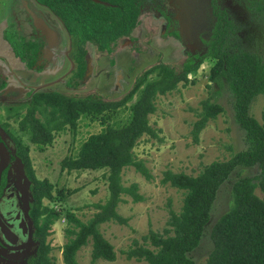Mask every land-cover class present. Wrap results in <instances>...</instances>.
<instances>
[{"label": "trees", "instance_id": "trees-1", "mask_svg": "<svg viewBox=\"0 0 264 264\" xmlns=\"http://www.w3.org/2000/svg\"><path fill=\"white\" fill-rule=\"evenodd\" d=\"M43 4L69 26L72 38L71 57L76 63L74 73L67 83L79 87L85 69L86 43L95 46L98 52H111V43L121 37L134 40L131 36L137 14L126 7L125 14L95 4L90 0H36ZM111 2V1H110ZM249 15L258 25V30L247 35L245 41L235 34L217 28L214 40L207 54L198 62L185 59L179 63H157L138 73L130 89L118 99H108L96 94L69 96L61 93L35 92L28 101L26 115L20 123V130L29 133V141L38 147L52 143L54 133L65 130L76 133L82 116L105 117L126 110L128 120L120 126L108 125L103 131L90 135L79 147L75 157H65L60 162L62 171H94L106 169L109 196L105 204L97 205L98 212L87 222L65 212L69 240L62 250L63 264H78L76 252L91 241L92 261L115 260L111 244L100 233V225L115 221L125 223L115 213L121 195H129L132 202L142 200L137 194V186L124 187L121 173L131 167L147 182L151 174L143 163L135 158L134 148L139 140L148 136L158 139V131L149 124L148 117L156 111L154 101L176 89L179 83L184 86L189 76L195 75L203 59L213 62L208 75L210 96L203 100L199 118L193 124V141L209 120H214L224 109L217 103L216 96L227 92L231 101L234 121L243 133L245 149L233 154L228 160L215 161L202 166L196 176L185 173L165 172L162 185L183 192L179 213L168 209L167 227L162 234L149 231L143 237L144 245L134 242L126 257L146 264H195L189 254L197 250L203 239L205 228L210 221L211 211L219 188L236 175L230 188L232 204L212 225L209 239L212 245L205 264H264V197L256 195L258 189L264 194V125L249 116L248 108L257 96L264 97V0H250ZM133 20V21H132ZM133 22L125 27V22ZM73 34H72V33ZM6 36L16 56L27 60L29 68L35 64L38 47L26 56L23 44L15 35ZM231 37V38H230ZM156 78L150 79L152 74ZM129 103V104H128ZM39 114L40 118H36ZM23 158L26 172L32 182L33 203L31 213L42 238L40 264H55L49 258V246L43 240L50 234L53 223L60 218L62 209L55 211L43 205V200L51 201L52 185L47 180H38L28 157V148L16 141ZM255 168L251 176H239L237 168ZM68 224H71L70 227Z\"/></svg>", "mask_w": 264, "mask_h": 264}, {"label": "rangeland", "instance_id": "rangeland-1", "mask_svg": "<svg viewBox=\"0 0 264 264\" xmlns=\"http://www.w3.org/2000/svg\"><path fill=\"white\" fill-rule=\"evenodd\" d=\"M0 4L3 8L0 22L4 21V14L5 21L11 24L17 13H27V3L24 0H14L13 3L12 0H0ZM153 32L152 29H147L144 26L135 32V36L139 38L137 45L148 54L139 56L140 54L135 52L140 51L135 48L133 49L135 54H131L132 57L129 59L127 51V53L125 51L118 52L123 45L129 44L123 39L124 37L116 41V49L113 46V49L118 53L111 57L107 54L101 56L103 53L96 54V62L103 60V63L95 68L88 80L86 79V86L80 89H84L81 94H96L111 100L118 99L130 89L135 76L144 69L161 62L172 65L174 62L179 63L180 51L171 39V34L167 35V41L147 42ZM16 33L24 35V33ZM131 44L132 48L134 44ZM131 48L130 50H132ZM64 50L66 51V47L63 48ZM108 58L112 61L115 60L114 67H109ZM212 64L213 62L209 59H203L195 75L189 76V81H193V83H188L185 86L179 83L175 90L163 96H157L154 101L156 111L149 115L148 120L151 127L158 131V139L144 136L134 148L135 158L143 163L151 174L152 180L147 182L133 168H124L121 173V184L124 187L136 185L137 194L142 197V200L132 202L129 195H121L122 201L116 205L115 213L125 220V223L109 221L100 225L99 228L102 236L111 244L115 260L112 262L100 259L92 261V243L89 241L87 245L82 246L76 252L75 259L78 264H146L135 259L129 260L125 253L134 246V242L151 249L147 243H144L143 237L147 236L149 231L162 234L166 228H169L166 224L169 217L168 209L179 213L182 206L183 192L168 184H161L164 173L168 171L182 172L196 176L202 166L215 161L228 160L233 154L245 149L243 133L234 121L231 101L226 91L222 95L216 96L217 103L224 109L223 113L214 120H209L198 134L197 143L193 141L192 129L193 124L199 119L197 114L201 111L200 103L213 92L212 88H208V85H211L208 82V75ZM102 66H104V71L97 79V70ZM127 70L132 72L128 73ZM120 74L123 78L122 84L114 89V84ZM156 77L157 75L154 73L150 79ZM54 87L60 91L65 90L60 85ZM6 106L9 109V115L15 116L12 121L15 123L11 124L10 131L19 136L15 126L26 113V104L10 102ZM248 114L260 125H264L263 96H257L251 102ZM35 117L40 118V115L35 114ZM128 118L129 114L126 110H119L114 114L107 113L102 118L82 116L78 121L76 133H72L67 128L54 133L52 143L43 148L31 144L29 133L21 131V145L28 148V156L35 178L47 180L52 185L53 200H43V205L53 208L55 211L60 209L64 211L60 218L53 223L50 234L46 238L49 246L48 256L55 264H63V246L69 240V236L71 237L66 233L68 226L64 219V213H72L75 218L85 223L98 212L96 206L105 204L109 196L106 169L66 172L60 169V162L65 157H75L81 144L90 135L103 131L108 125L120 126ZM254 171H256L255 168L239 167L236 172L239 176H251ZM235 180L236 175L232 174L229 181L222 185L217 192L210 221L205 228L200 246L189 254V258L195 264H205L206 262L207 255L212 248L209 239L210 230L215 221L230 208L232 204L230 188ZM255 193L261 198L264 197V194L258 189L255 190Z\"/></svg>", "mask_w": 264, "mask_h": 264}, {"label": "flooded vegetation", "instance_id": "flooded-vegetation-1", "mask_svg": "<svg viewBox=\"0 0 264 264\" xmlns=\"http://www.w3.org/2000/svg\"><path fill=\"white\" fill-rule=\"evenodd\" d=\"M90 1L115 10L118 14H125L126 7L137 14L134 29L131 33L134 40L127 37L119 38L129 42L127 46L123 45L124 48L121 47V50H118V52L127 51L129 59L132 57L131 54L138 53L139 56L145 53L148 54L137 45L139 38L135 36L137 29H141L142 26L154 31L147 42L167 41V35L171 34V39L180 51V61L188 58L195 62H198L199 58L207 54L217 28L221 27L231 37L235 34L243 41H245L247 35L254 34L259 28L248 13L250 0H210L209 6L205 9V14L199 17L200 22L190 28L192 31L198 30V39L193 41L192 38L191 42H186L184 35H181L180 18L183 13L181 7L177 4V0ZM32 3L35 5H27V13L24 15V23L26 24L24 26L19 25V21L18 26L8 24L6 21L4 24H0V33L3 32L2 39L11 47L13 53V48L6 39V36L9 35H15L17 41L23 44L26 56L34 51L33 46L38 47L35 64L31 68L28 67L27 60H21L15 53L14 56L21 63L20 69L16 66L13 67L16 71L19 70L17 75L15 73L11 74L9 71L5 73L7 75H4V71L0 66V264H40L42 247V238L38 233L31 213V204L33 203L32 182L26 172L23 158L20 156L16 143V141L21 143L20 123L22 119L20 118L16 123L15 129L19 134V136H16L10 131L11 124L15 123L12 122L15 116L9 115V109L6 105L10 102H24L27 109L29 99L38 91L56 92L69 96L90 95H82L84 89H80L86 86V79L88 80L95 68L102 64L98 60L96 62V54L103 53L101 56L107 54L111 57L113 54L118 53L113 49V46L116 49V42L111 43L112 50L110 53L98 52L94 45L87 42L85 69L79 80V87H69L67 83L76 68V63L71 57L72 38L70 29H68L70 24L69 26L66 25L55 12L36 0H32ZM34 18L40 19L41 24L53 32L52 38H46L45 34L35 29ZM132 23L131 21L125 22L124 25L125 27L131 26ZM16 32L24 33V35H18ZM131 43L134 44L132 48ZM64 47H66V51H63ZM135 48L139 49L140 52L134 53L133 49ZM46 51L49 54H45ZM109 58L107 61L109 67L112 68L116 65V62H114L115 60H109ZM2 64L6 68V59ZM103 68L104 66L99 67L97 77L104 71ZM127 72L132 71L127 70ZM124 73L126 74L125 71ZM121 74L118 75L114 89L122 84ZM37 76L45 78V81L40 84H33ZM125 76L127 77V75ZM57 85L62 86L61 88L65 90L60 91V89L55 88L54 86ZM46 238L43 240L44 246L47 245Z\"/></svg>", "mask_w": 264, "mask_h": 264}, {"label": "water", "instance_id": "water-1", "mask_svg": "<svg viewBox=\"0 0 264 264\" xmlns=\"http://www.w3.org/2000/svg\"><path fill=\"white\" fill-rule=\"evenodd\" d=\"M93 1L98 2L97 0ZM209 3L210 0H177V4L181 7V11L183 13V16L180 18L181 35H184L186 42H191L192 38L194 39L193 41L198 39V30L192 31L190 28L200 22L199 17L205 14V9L209 6ZM34 26L36 30L45 34L46 38L53 37V32H51L47 27H44L41 24L40 19L34 18ZM45 54H49V52L46 51Z\"/></svg>", "mask_w": 264, "mask_h": 264}, {"label": "crops", "instance_id": "crops-1", "mask_svg": "<svg viewBox=\"0 0 264 264\" xmlns=\"http://www.w3.org/2000/svg\"><path fill=\"white\" fill-rule=\"evenodd\" d=\"M14 2V0H12V3ZM24 2H26L27 3V5L28 6H33V4L34 3H32V0H24ZM35 2V1H34ZM35 5V4H34ZM2 5L0 4V15H2V11H3V8L1 7ZM25 13L23 12V13H17L16 15H15V17H14V21H13V23L16 25V26H18L17 24H18V21H19V25H21V26H24L26 23H24V20H25ZM2 16H0V18H1ZM26 17H28V16H26ZM3 22H0V24H4V22H5V14H4V16H3ZM13 23H11V25H14ZM2 37H3V32H1L0 33V63H1V69L4 71L3 72V74L4 75H7V74H5V73H7L8 71L9 72H11V74L12 73H15V75H17V72L19 71H16L15 69H13V67H17L18 69H20V67L19 66H21L20 64V61H19V59L18 58H16L15 56H14V53L12 52V50H11V47L7 44V43H5V41L2 39ZM3 41H2V40ZM6 57V58H5ZM5 59H6V68H5V66H3V62L5 61ZM102 63H103V61H101ZM107 64L109 65V63H108V61H107ZM104 66H106V65H104ZM43 77H39V76H37L36 78H35V80L33 81V84H40V83H42L43 81H45V78H43ZM100 78V76L99 77H97V79H99ZM36 146V145H35Z\"/></svg>", "mask_w": 264, "mask_h": 264}]
</instances>
